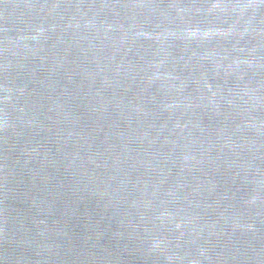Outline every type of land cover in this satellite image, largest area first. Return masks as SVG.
<instances>
[{"label": "water", "instance_id": "obj_1", "mask_svg": "<svg viewBox=\"0 0 264 264\" xmlns=\"http://www.w3.org/2000/svg\"><path fill=\"white\" fill-rule=\"evenodd\" d=\"M0 264H264V0H0Z\"/></svg>", "mask_w": 264, "mask_h": 264}]
</instances>
